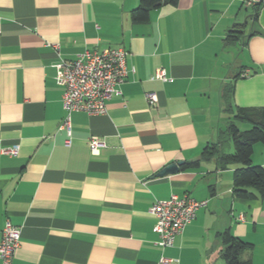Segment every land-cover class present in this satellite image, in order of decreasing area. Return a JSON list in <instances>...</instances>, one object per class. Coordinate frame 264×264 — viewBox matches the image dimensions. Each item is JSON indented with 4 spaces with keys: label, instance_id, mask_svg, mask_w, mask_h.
Masks as SVG:
<instances>
[{
    "label": "crops",
    "instance_id": "0c3cea01",
    "mask_svg": "<svg viewBox=\"0 0 264 264\" xmlns=\"http://www.w3.org/2000/svg\"><path fill=\"white\" fill-rule=\"evenodd\" d=\"M139 4L0 0V238L8 220L22 234L10 264H229L228 230L252 243L242 264H264V196L236 197L239 165L201 156L237 108L264 106V0L255 21L245 0H178L143 23L131 18ZM236 23L245 36L226 44ZM106 47L127 49L134 70L106 113H72L69 136L54 64ZM159 68L171 79L153 78ZM92 135L107 143L98 153ZM252 159L264 166V143ZM180 160L177 172L157 174ZM172 194L207 203L163 249L149 210Z\"/></svg>",
    "mask_w": 264,
    "mask_h": 264
},
{
    "label": "built area",
    "instance_id": "2783aa9c",
    "mask_svg": "<svg viewBox=\"0 0 264 264\" xmlns=\"http://www.w3.org/2000/svg\"><path fill=\"white\" fill-rule=\"evenodd\" d=\"M258 0H245L252 5ZM129 51L124 47L87 48L74 59L60 58L55 64L56 82L64 88L63 107L65 116L60 128L72 131V113L83 111L90 115H101L107 111L108 101L121 93L119 86L127 79L130 69L127 65ZM153 78L164 81L171 79L164 68H159ZM150 104H155L157 95L147 93ZM71 138L67 139V144ZM91 149L98 153L106 147V141L96 135L89 137ZM19 145L8 149L12 154L18 153ZM206 200H197L188 194H172L167 199H156L150 207V213L157 219L153 230L159 235V244L165 249L174 245L175 238L190 224L198 210L206 205ZM244 219V217H241ZM21 228L7 221L1 229L0 261L10 264L15 251L20 246ZM171 258L162 256L161 262L168 263Z\"/></svg>",
    "mask_w": 264,
    "mask_h": 264
},
{
    "label": "trees",
    "instance_id": "16d2710c",
    "mask_svg": "<svg viewBox=\"0 0 264 264\" xmlns=\"http://www.w3.org/2000/svg\"><path fill=\"white\" fill-rule=\"evenodd\" d=\"M178 0H140V4L131 11L133 22L143 23L150 18L152 9L166 4L176 5ZM262 0H258L246 7L249 11L248 19H258ZM246 23H236L226 33V44L234 43L245 36ZM255 33L251 31L250 34ZM244 39V38H243ZM245 42V39H244ZM243 71L236 73L240 77ZM234 85L231 84L225 91L228 101L232 98ZM240 125H248L241 129ZM264 143V106L239 107L228 122L227 128L221 131L216 142L209 143L202 152V158H215L219 169H227L232 164L239 166L234 171L233 193L239 198H258L264 196V166L254 164L252 155L256 143ZM233 147V151H231ZM199 163V160L187 162L182 168H188ZM225 249L223 255L229 264H242L240 254L243 249L252 246V243L242 240L226 231L223 235Z\"/></svg>",
    "mask_w": 264,
    "mask_h": 264
},
{
    "label": "water",
    "instance_id": "95a60500",
    "mask_svg": "<svg viewBox=\"0 0 264 264\" xmlns=\"http://www.w3.org/2000/svg\"><path fill=\"white\" fill-rule=\"evenodd\" d=\"M183 160L172 162L162 168L157 174L160 176H164L167 174L175 173L180 169L181 164H183Z\"/></svg>",
    "mask_w": 264,
    "mask_h": 264
},
{
    "label": "rangeland",
    "instance_id": "374dc122",
    "mask_svg": "<svg viewBox=\"0 0 264 264\" xmlns=\"http://www.w3.org/2000/svg\"><path fill=\"white\" fill-rule=\"evenodd\" d=\"M244 128H248V127H244Z\"/></svg>",
    "mask_w": 264,
    "mask_h": 264
}]
</instances>
